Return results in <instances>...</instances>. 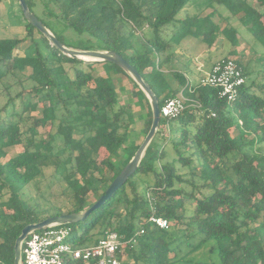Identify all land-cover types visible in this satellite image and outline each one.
Listing matches in <instances>:
<instances>
[{
  "label": "trees",
  "instance_id": "1",
  "mask_svg": "<svg viewBox=\"0 0 264 264\" xmlns=\"http://www.w3.org/2000/svg\"><path fill=\"white\" fill-rule=\"evenodd\" d=\"M26 1L65 45L121 54L150 84L161 108L181 91L202 105L189 106L171 120L161 117L137 172L87 220L66 224L77 233L74 242L89 246L107 230H115L129 258L123 264H179L214 241L211 251H217L219 261L211 264H264V50L250 58L260 67L251 69L250 59L245 61L237 49L240 30L227 17L225 26L214 19L222 17L221 7L230 11L253 35L255 45L264 48V0ZM182 11L186 17H180ZM22 19L23 37L0 38V81L9 75L21 84L32 80L29 92L41 102L43 116L29 124V115L14 112L13 97L0 110L2 119L13 105L0 121V264H15V242L26 225L92 206L132 159L153 120L148 97L120 66L66 56L23 12ZM176 23L180 27L171 30L173 37L186 30L210 48L222 35L231 42L228 54L236 58H225L234 59L246 77L233 102L221 97L217 88L190 84L180 71L170 76L162 71L171 47L164 28ZM61 24L88 39L75 47L67 44ZM65 63L74 65L73 76ZM252 74L255 77L248 78ZM122 91L128 97L124 104ZM132 103L146 110L143 123ZM30 107L31 102L25 111ZM64 109V117L59 116ZM20 123L27 128L22 130ZM48 123L56 130L47 140L37 139L39 124ZM62 126L64 143L59 144ZM134 132L143 133V140L132 139ZM157 136L171 142L176 154L172 160ZM18 142L24 152L6 158L7 148ZM52 158L58 160L56 169L68 171L75 200L70 210L54 215L42 214L23 194ZM140 175L154 177V183L139 180ZM152 216L167 219L169 227L160 228L150 221ZM68 263L85 264L78 259Z\"/></svg>",
  "mask_w": 264,
  "mask_h": 264
},
{
  "label": "rangeland",
  "instance_id": "2",
  "mask_svg": "<svg viewBox=\"0 0 264 264\" xmlns=\"http://www.w3.org/2000/svg\"><path fill=\"white\" fill-rule=\"evenodd\" d=\"M209 9L206 11L208 12ZM222 11V17H215L214 19L218 21L220 20V23L222 26L227 25V20L225 18L227 17L229 22L238 28L240 30V43L237 46L238 51L241 55L245 56V61H248L250 58L255 57L257 54V51L264 50V48L260 44H256V40L253 38V35L249 32V30L241 23V21L233 16L230 11L224 9L221 7ZM205 12V13H206ZM180 17H186V13L184 11L181 12ZM23 19H22V12L20 9V4L18 0H0V38H14V37H23L25 34L24 26H23ZM175 27H180V23L171 24L164 28V38H169V35L171 34V30ZM195 29V28H194ZM59 30L63 33L65 36V42L67 44H70L72 46H78L81 41H86L88 39L87 34H80L76 32L75 30L66 27L64 24H61L59 26ZM183 34H187L186 30L182 32ZM181 37V35L178 36V38ZM216 52L214 50V57H221L224 58L225 56L229 55L228 52L232 48L231 42L224 37L223 35L220 36L217 40ZM96 47V46H95ZM231 56V55H229ZM235 57L236 56H231ZM155 61V58H153V62ZM251 62V69L253 68H260L257 64V62L254 59L249 60ZM65 68L70 74V76L74 75V65L72 63H65ZM252 77H248L252 79L255 77L254 74L251 75ZM263 76V73H260L258 76L256 75L257 80H260ZM123 82L125 84L129 83V80L126 76H122ZM201 77H194V82L191 83L192 85H197L199 82V79ZM34 85V82L32 80H26L22 84L17 81L16 77H13L11 75L7 76L3 81H0V110L6 105L9 104L8 101L10 98L13 97L14 101V112L15 113H22L23 116L27 117L30 116L29 124L34 122L35 120H39L42 118V112H43V106L41 102H38V99L36 97L31 96V92H29L30 88ZM18 93H21L22 95L20 97H16ZM121 103L124 104L128 101L127 93L126 91H122L119 94ZM55 100H58L57 97H55ZM31 102V107L25 111V106ZM46 104H49V102H46ZM134 112L136 115L140 116L138 118V122H142L148 118L146 110H142L139 106L134 105V103L131 104ZM13 105L9 106V109L7 112H3L1 114V118H5L7 116L9 111H12ZM65 113L64 110H59L58 115L63 116ZM202 113V112H200ZM64 117V116H63ZM0 119V121H2ZM19 118L15 117V121H18ZM3 124V122H2ZM22 125V130H25L27 128V124L20 123ZM60 130L61 136H59V144L64 143V137L65 134V128L64 126L61 127ZM168 130V128H162V130ZM54 131L56 129H53ZM51 124L48 123L47 125L39 124V127L37 129V139H44L47 140L50 137L51 131ZM79 135L77 133L75 134V137L77 138ZM139 138V141H142L143 139V133L134 132L131 135L132 139ZM156 141H159L161 145L165 143L166 145V152H167V158L173 159L175 157V152L171 146V142H165L164 139H159L158 136L156 137ZM143 142V141H142ZM7 151L9 152L8 156L6 158H9L11 155L16 154L17 152H24V146L23 143L18 142L15 145L7 148ZM104 155V154H103ZM57 158H52L48 161H46V166L43 169V171L40 173L38 177L33 179L24 189L23 194L24 197L37 209V210H43L42 214H50L54 215L61 211H68L70 210L74 205V198H73V189L71 188L69 184V179L66 178L68 176V171L65 170V167H61L59 170L54 167V165L57 162ZM58 171V174L60 175H54L56 170ZM186 172V170L184 169ZM107 176H110V173H107ZM76 178H80L79 175L76 176ZM139 180H146V183L153 184L154 183V177L140 175ZM8 196L5 195L6 199ZM214 244V241H210L206 243L203 247H201L198 251L191 253L187 259L189 262L187 263H179V264H211L213 262L219 261V256L217 254V251H211V245ZM174 255V254H172ZM129 258L127 256V253L125 252V261H127ZM132 264L133 261H132Z\"/></svg>",
  "mask_w": 264,
  "mask_h": 264
},
{
  "label": "built area",
  "instance_id": "3",
  "mask_svg": "<svg viewBox=\"0 0 264 264\" xmlns=\"http://www.w3.org/2000/svg\"><path fill=\"white\" fill-rule=\"evenodd\" d=\"M246 83L243 68L232 58H221L198 84L220 90V96L233 102ZM189 106L201 109L199 101L181 91L178 96L168 98L161 108V117L171 120L181 115ZM167 127L169 124L167 123ZM150 221L160 228H168L169 221L152 216ZM144 230L141 231L143 233ZM77 233L68 225L51 226L32 232L26 239L22 251V264H69V259H78L85 264H123L125 243L115 230H107L97 243L79 246L74 242Z\"/></svg>",
  "mask_w": 264,
  "mask_h": 264
},
{
  "label": "water",
  "instance_id": "4",
  "mask_svg": "<svg viewBox=\"0 0 264 264\" xmlns=\"http://www.w3.org/2000/svg\"><path fill=\"white\" fill-rule=\"evenodd\" d=\"M26 20L34 25L50 42V44L60 50L66 56L80 59L86 63L93 62H112L120 66L128 75H130L139 87L148 97L153 120L150 130L132 159L121 170L114 179L106 192L89 208L78 212H71L62 215L48 217L40 222L26 225L15 242V264H22V251L26 239L32 232L47 229L51 226L81 223L99 209L107 200H109L138 170L143 157L152 140L155 138L161 124V107L159 98L151 88L150 84L144 79L139 71L130 64L121 54L113 50L96 49H77L69 47L61 42L57 36L40 20L30 9L26 0H18Z\"/></svg>",
  "mask_w": 264,
  "mask_h": 264
},
{
  "label": "crops",
  "instance_id": "5",
  "mask_svg": "<svg viewBox=\"0 0 264 264\" xmlns=\"http://www.w3.org/2000/svg\"><path fill=\"white\" fill-rule=\"evenodd\" d=\"M179 35L181 37L178 38ZM169 39L171 40V47L167 52L169 57L161 67L168 76L174 71H180L191 84L194 82V77H202L210 71L216 61L221 59L214 57L213 52L214 50L216 52L217 45L210 48L192 34L178 33L173 37L171 32Z\"/></svg>",
  "mask_w": 264,
  "mask_h": 264
}]
</instances>
